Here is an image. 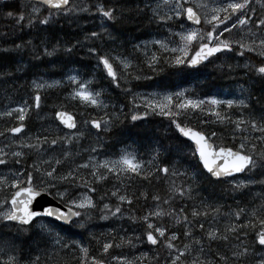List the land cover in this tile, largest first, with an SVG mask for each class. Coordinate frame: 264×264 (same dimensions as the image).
Wrapping results in <instances>:
<instances>
[{
  "label": "snow or ice",
  "instance_id": "obj_1",
  "mask_svg": "<svg viewBox=\"0 0 264 264\" xmlns=\"http://www.w3.org/2000/svg\"><path fill=\"white\" fill-rule=\"evenodd\" d=\"M0 264H264V0L0 3Z\"/></svg>",
  "mask_w": 264,
  "mask_h": 264
},
{
  "label": "trees",
  "instance_id": "obj_2",
  "mask_svg": "<svg viewBox=\"0 0 264 264\" xmlns=\"http://www.w3.org/2000/svg\"><path fill=\"white\" fill-rule=\"evenodd\" d=\"M207 72L211 73L212 69L209 68L207 70ZM198 81L201 82V83H211V82H215L216 84H222L223 83V81L221 79H218L216 75H211V74L201 75L200 77H198ZM189 83L191 84V82H189ZM224 88L226 90L227 89V85H224ZM157 119H159V118H157ZM155 128H156V124L154 122H152V121H149L148 125H147V128L138 127L136 129V131H142V132L148 131V132H150L149 135H151V133L155 131Z\"/></svg>",
  "mask_w": 264,
  "mask_h": 264
},
{
  "label": "bare ground",
  "instance_id": "obj_3",
  "mask_svg": "<svg viewBox=\"0 0 264 264\" xmlns=\"http://www.w3.org/2000/svg\"><path fill=\"white\" fill-rule=\"evenodd\" d=\"M150 133V132H149Z\"/></svg>",
  "mask_w": 264,
  "mask_h": 264
}]
</instances>
